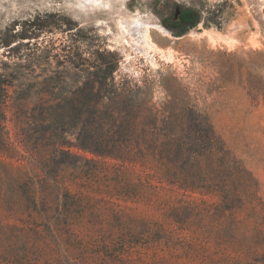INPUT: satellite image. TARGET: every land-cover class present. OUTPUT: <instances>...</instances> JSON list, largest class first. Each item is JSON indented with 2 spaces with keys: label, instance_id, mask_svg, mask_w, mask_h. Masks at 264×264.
<instances>
[{
  "label": "rangeland",
  "instance_id": "1",
  "mask_svg": "<svg viewBox=\"0 0 264 264\" xmlns=\"http://www.w3.org/2000/svg\"><path fill=\"white\" fill-rule=\"evenodd\" d=\"M179 8L201 13L181 36ZM97 102L139 129L195 108L256 188L218 214L216 196L143 185L78 147ZM0 264H264V0H0Z\"/></svg>",
  "mask_w": 264,
  "mask_h": 264
},
{
  "label": "trees",
  "instance_id": "2",
  "mask_svg": "<svg viewBox=\"0 0 264 264\" xmlns=\"http://www.w3.org/2000/svg\"><path fill=\"white\" fill-rule=\"evenodd\" d=\"M173 21L180 28L177 36H181L197 26L201 13L179 8ZM112 94L122 97L116 91ZM82 95L93 102L103 100L105 94L92 91ZM98 105L89 103L79 109L81 120L75 133L78 147L131 168L138 166L143 185L152 186V180L157 179L183 191L216 196L218 214L244 206L245 196L250 197L256 188L252 173L195 108L181 107L168 115L148 109V123L139 129L133 108L102 109ZM108 132L113 135L108 136Z\"/></svg>",
  "mask_w": 264,
  "mask_h": 264
},
{
  "label": "bare ground",
  "instance_id": "3",
  "mask_svg": "<svg viewBox=\"0 0 264 264\" xmlns=\"http://www.w3.org/2000/svg\"><path fill=\"white\" fill-rule=\"evenodd\" d=\"M133 24L136 26L137 30H139L140 25H142L139 21H135ZM119 26H120L123 33H129L130 32V29L127 27V25H125L123 23V21L121 19H119ZM131 34H133V33H131ZM143 36H144V41L147 44V46L152 47V42L150 40V37L148 36V33H145ZM131 39H134V38H131Z\"/></svg>",
  "mask_w": 264,
  "mask_h": 264
}]
</instances>
